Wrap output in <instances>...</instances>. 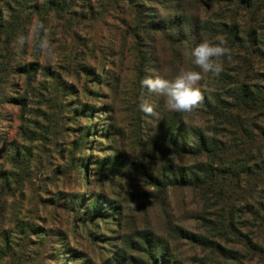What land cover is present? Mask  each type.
I'll return each mask as SVG.
<instances>
[{"label":"rangeland","instance_id":"374dc122","mask_svg":"<svg viewBox=\"0 0 264 264\" xmlns=\"http://www.w3.org/2000/svg\"><path fill=\"white\" fill-rule=\"evenodd\" d=\"M78 1L71 21L79 33L68 36L56 19L46 23L55 58L42 56L32 36L19 59L24 64L33 62L38 71L32 79L14 75L13 86L5 87L6 100L0 101L1 169H12L24 182L11 198L17 200L16 207L23 208H13L12 201L8 202L1 231L16 227L12 220L18 211L20 219H31L35 234L31 247L40 250L47 241L42 264H109L113 257L125 264H151L144 252L132 250L136 235L153 231L165 238L170 226H179L177 235L182 227L200 230L201 223L191 217L203 208L210 213L215 209L208 210L188 187L163 186L168 181L163 153L167 147L161 144L163 148L157 151L156 146L147 145L153 136L164 143V132H159L155 120L159 115L146 116L139 108L147 101L161 111L162 100L140 82L152 75L172 79L181 67L199 69L190 63L186 48L182 59H176L163 34L148 31L156 35L155 42L131 39L120 23L129 16L125 0ZM160 1H145L146 8L137 7L135 15L143 11L151 21H158L166 12L176 11L169 0ZM107 3L109 9L103 13ZM187 6L195 16L215 25L224 10L209 0H184L183 7ZM70 58L73 66L65 68ZM86 63L89 71L84 73ZM142 63L146 70L141 69ZM95 70L104 73L99 83L91 77ZM53 73L59 77H51ZM24 97L23 105L20 99ZM86 106L94 109L84 116ZM190 121L204 123L200 115ZM12 154H19L21 165L8 164L7 156ZM157 180L160 185H155ZM71 198L77 201L74 211L68 209ZM41 227L46 235H41ZM171 246L182 264H201L207 259V251L185 240Z\"/></svg>","mask_w":264,"mask_h":264},{"label":"trees","instance_id":"16d2710c","mask_svg":"<svg viewBox=\"0 0 264 264\" xmlns=\"http://www.w3.org/2000/svg\"><path fill=\"white\" fill-rule=\"evenodd\" d=\"M125 1L129 16L120 23L134 41L140 38L141 42H155L156 35L148 32L155 31L172 44L176 59H182L181 52L186 48L193 63L191 52L196 45L223 35L232 54L231 61L223 58L224 70L219 76L209 73L205 81H201L204 100L193 113L155 109L153 118L159 115L155 120L159 132H164V143L154 136L147 142L149 148L156 146L157 151L163 148L161 144L167 147L163 153L168 162L165 171L168 181L163 186L188 187L208 210L215 211L210 213L203 208L200 214L191 217L201 223L200 230L182 227L177 235L175 229L179 226H170L165 238L155 236L153 231L140 233L132 250L144 252L151 264H182L171 245L176 240H185L207 251V259L201 264L209 260L212 264H264V0H209L224 8L216 25L195 16L190 7H183L184 0H169L175 4L176 11L166 12L167 16L158 21L155 18L151 21L153 18L143 15V11L137 10L135 15V9L146 8L145 1L160 3V0ZM78 2L0 0V101L6 100L5 89L13 86L14 75L32 79L33 73L38 71L33 62L24 64L19 59L22 49L14 43L17 36L28 35L34 18L45 24L51 19L62 22L64 33L70 37L79 33L71 21ZM108 5L110 3L103 7V13L109 9ZM96 14L86 15L85 19H94ZM77 26L79 31H84V27ZM33 41L39 44L38 36L33 35ZM74 51L77 50L71 53ZM64 66L72 68L71 58L65 60ZM141 69H147L145 63L141 64ZM87 71L86 63L82 72ZM93 74L88 76L99 83L104 73L97 74L95 70ZM51 77L59 75L53 73ZM26 100V97L20 99L23 105ZM93 109L86 106L82 112L87 116ZM196 115H200L204 123L191 122L190 118L195 120ZM18 156L8 155V164L21 165ZM2 167L0 165V264H42L47 241L40 250L31 247L35 244L30 240L35 235L31 219H20L18 211L12 220L16 227L1 231L6 224L8 202L12 201L13 208H19L17 200L11 198L16 188L24 185L12 169ZM159 181L155 185H160ZM76 202L70 199L69 211L75 210ZM43 229L41 227V235L45 234ZM64 244L62 241L61 245ZM109 264L125 263L113 257Z\"/></svg>","mask_w":264,"mask_h":264},{"label":"clouds","instance_id":"9594fccd","mask_svg":"<svg viewBox=\"0 0 264 264\" xmlns=\"http://www.w3.org/2000/svg\"><path fill=\"white\" fill-rule=\"evenodd\" d=\"M50 29L38 18H34L29 26L28 35H18L15 45L24 48L31 43L33 35L39 38V51L48 60L55 58L51 40ZM191 55L197 70L181 67L174 78L169 79L163 75L146 76L141 80V87L162 100V107L166 112L191 113L198 109L204 100L201 90V81L208 73L219 76L224 70L223 58L232 60L231 49L223 35H217L214 40H202ZM140 111L146 116L156 115L155 107L147 101L140 103Z\"/></svg>","mask_w":264,"mask_h":264}]
</instances>
